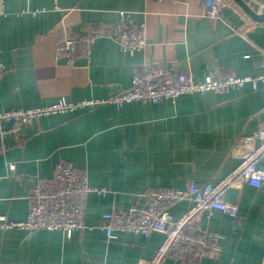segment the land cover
<instances>
[{"label":"crops","instance_id":"obj_1","mask_svg":"<svg viewBox=\"0 0 264 264\" xmlns=\"http://www.w3.org/2000/svg\"><path fill=\"white\" fill-rule=\"evenodd\" d=\"M211 18L201 0H4L0 18V110L106 101L132 85L136 68H189L195 80L208 76L256 77L264 62V24L250 19L232 0ZM264 14V0H245ZM124 11L144 26L147 45L130 55L107 37L92 46L90 59L68 65L58 56L64 27L80 36L107 34ZM35 13V14H34ZM264 122V82L227 93L185 95L158 104L102 103L44 117L24 132L7 135L0 153V215L24 221L28 194L42 181L51 185L62 159L86 170L103 196L87 198L86 229L61 232L0 230V264H137L163 242L153 234L118 233L108 240L103 215L143 204L151 189H185L191 182L217 183L240 164L233 149L241 136ZM9 164L16 165L14 174ZM239 209L232 218L217 212L200 226L218 252L198 264H264V188L249 185L227 192ZM190 202L172 210L174 219ZM216 236H223L217 240ZM167 264H177L168 262Z\"/></svg>","mask_w":264,"mask_h":264},{"label":"built area","instance_id":"obj_2","mask_svg":"<svg viewBox=\"0 0 264 264\" xmlns=\"http://www.w3.org/2000/svg\"><path fill=\"white\" fill-rule=\"evenodd\" d=\"M56 9L59 0H53ZM179 1V0H171ZM206 13L213 19L221 17V10L227 6L225 0H201ZM35 14V13H34ZM7 15L4 0H0V18ZM62 40L58 45V56L66 58L72 66L79 58L90 59L92 46L99 37L107 36L115 40L121 49L133 55L147 45L144 26L137 25L128 12L118 13L116 23L106 34L80 36L64 27ZM262 71L256 77L208 76L202 81L195 80L189 68L183 71L173 67L142 65L135 69L132 85L118 96L106 101L91 100L71 103L59 100L55 104L19 109L0 110V153L8 150L7 135L18 134L32 126L36 120L57 114H67L80 108L102 103L114 104L117 108L126 103L143 102L158 104L176 101L185 95L207 93L222 94L239 89L246 83L255 88L264 82V62ZM6 73L0 61V80ZM233 155L240 158V164L217 183L202 186L191 182L185 189L159 188L147 190L141 197L143 204L129 210L115 209L103 215L102 229L108 240H115L118 233L153 234L163 236V242L149 259H140L137 264H166L169 260L177 264H198L202 258L214 256L218 248L210 242V236L203 231L200 222L203 216L210 218L223 212L237 218L239 209L226 201L229 190L244 185L264 188V122L252 136H241L233 149ZM10 173L16 172V165L9 164ZM90 193L105 196V188H93L89 184L86 170L60 159L51 185L38 181L28 194L29 211L24 221H10L0 215V230H24L28 234L39 231L61 232L70 237L74 232L86 229L85 218L87 198ZM183 202L191 205L179 218L174 219L172 210ZM223 236H216L222 240Z\"/></svg>","mask_w":264,"mask_h":264},{"label":"water","instance_id":"obj_3","mask_svg":"<svg viewBox=\"0 0 264 264\" xmlns=\"http://www.w3.org/2000/svg\"><path fill=\"white\" fill-rule=\"evenodd\" d=\"M232 1L254 22L264 24V14L257 13L245 0Z\"/></svg>","mask_w":264,"mask_h":264},{"label":"rangeland","instance_id":"obj_4","mask_svg":"<svg viewBox=\"0 0 264 264\" xmlns=\"http://www.w3.org/2000/svg\"><path fill=\"white\" fill-rule=\"evenodd\" d=\"M168 262H173V261L169 260ZM168 262H167V263H168ZM167 263H166V264H167Z\"/></svg>","mask_w":264,"mask_h":264}]
</instances>
